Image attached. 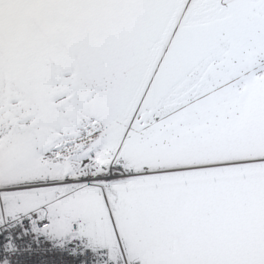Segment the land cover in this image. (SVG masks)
<instances>
[{
	"label": "snow or ice",
	"instance_id": "1",
	"mask_svg": "<svg viewBox=\"0 0 264 264\" xmlns=\"http://www.w3.org/2000/svg\"><path fill=\"white\" fill-rule=\"evenodd\" d=\"M0 264H264V0H0Z\"/></svg>",
	"mask_w": 264,
	"mask_h": 264
}]
</instances>
